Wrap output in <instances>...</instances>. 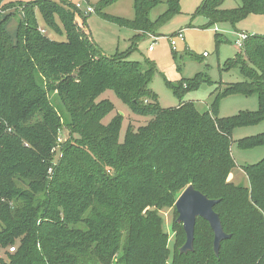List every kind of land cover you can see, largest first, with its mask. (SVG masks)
I'll list each match as a JSON object with an SVG mask.
<instances>
[{"label":"trees","instance_id":"16d2710c","mask_svg":"<svg viewBox=\"0 0 264 264\" xmlns=\"http://www.w3.org/2000/svg\"><path fill=\"white\" fill-rule=\"evenodd\" d=\"M115 1L101 0L98 15L137 34L128 50L105 56L88 31V17L71 2L0 0L1 11L16 9L25 19L16 41L6 29L16 12L0 19V264H264V158L241 167L247 185L230 180L237 167L234 130L264 122V36H249L243 54L227 61L244 81L218 92L210 111L183 100L199 81L187 89L167 82L180 104L162 108L150 87L155 64L130 60L144 39L139 33L155 34L166 19L150 18L161 1L134 0L133 20L103 12ZM224 2L204 0L198 15L209 26L229 23L235 29L251 15L264 16V0H241L234 9H222ZM37 11L48 29L59 32L62 25L67 40L49 38ZM169 11L180 13L176 0ZM108 91L133 114L151 117L137 131L128 127L123 141L122 115L103 123L115 109L110 100L98 101ZM254 95L257 111L219 116L226 97ZM65 131L68 137L59 143ZM237 145L264 147V133ZM57 147L61 156L55 161ZM191 185L220 201L214 209L231 238L222 242L219 257L202 218L194 252L179 253L186 234L177 221L173 254L169 249L160 212L173 208L178 215L176 201Z\"/></svg>","mask_w":264,"mask_h":264},{"label":"rangeland","instance_id":"374dc122","mask_svg":"<svg viewBox=\"0 0 264 264\" xmlns=\"http://www.w3.org/2000/svg\"><path fill=\"white\" fill-rule=\"evenodd\" d=\"M31 2L35 0H6V3ZM60 2V0H54ZM74 5L80 4L83 16L88 17V31L91 32L95 41L99 44L103 55L113 56L117 52H125L132 43V38L137 32L128 28L120 27L104 20L97 13V4L101 0H90V5L82 0H67ZM150 13L152 21L164 15L166 19L157 25L154 34L139 33L144 36L138 42L137 50L131 55V61L143 62L145 59L151 60L157 69L151 82V89L157 94L158 104L162 108H175L180 104L179 98L174 94L173 88L167 85L170 82L174 87L187 89L189 83L199 81L197 89L190 90L182 95L184 101H191L200 112H208L212 109V103L218 92L223 91L228 84L244 81V77L239 73V69H227V61L235 59L243 54V47H237L236 41L239 35L244 33L248 36H264V16L251 15L240 22L236 29L229 23H216L208 25L209 20L198 15L200 5L204 0H176L179 14L170 15V0H160ZM241 0H225L222 9H234L240 7ZM91 7L93 12L87 13V8ZM6 29L13 41H16V28L18 23L25 22L19 10H0V19L7 15ZM103 12L118 16L127 20L135 18L134 0H117L113 4L105 7ZM40 29H44L46 35L56 41H66L67 35L64 27L59 25L60 31L50 30L45 25L41 12H36ZM77 21H81L79 14L75 16ZM218 32H215V29ZM183 31L185 40L177 41L175 49L170 44V36L178 31ZM157 38V39H156ZM156 39V40H155ZM153 46V51L149 47ZM206 53V56H204ZM191 81V82H188ZM110 100L115 109L103 121L109 124L117 115L123 116V124L120 131L121 141L124 140L128 127L135 131L141 126L147 125L151 117L138 116L132 113L131 108L119 100L112 91L103 94L98 101ZM259 109L257 96H229L223 99L219 105V116L230 117L237 115L241 111H257ZM264 133V122L257 125L238 127L232 136V156L237 167L232 173L231 182L235 185H247L248 178L242 170V166L254 165L264 158V147L254 150H242L237 142L243 138L253 137ZM61 134V133H60ZM68 137V133H62L58 142L63 143ZM61 148H56L55 161H58ZM164 220V230L169 236V249L171 254L176 243L174 222L177 221L173 208L160 212ZM179 224V223H178ZM179 248L182 247L178 246Z\"/></svg>","mask_w":264,"mask_h":264},{"label":"water","instance_id":"95a60500","mask_svg":"<svg viewBox=\"0 0 264 264\" xmlns=\"http://www.w3.org/2000/svg\"><path fill=\"white\" fill-rule=\"evenodd\" d=\"M219 202L209 199L192 185L181 193L175 204L177 222L182 224L186 234V242L179 249L181 255L194 252L196 222L198 218H202L209 223L214 233L213 249L219 257L222 242L231 238V235L224 231L220 215L214 209Z\"/></svg>","mask_w":264,"mask_h":264},{"label":"built area","instance_id":"2783aa9c","mask_svg":"<svg viewBox=\"0 0 264 264\" xmlns=\"http://www.w3.org/2000/svg\"><path fill=\"white\" fill-rule=\"evenodd\" d=\"M76 7L81 11L82 7H81L80 4L76 5ZM89 12H93L91 7L87 8V13H89ZM215 32H218L217 28L215 29ZM248 37H249L248 35H246L244 33H241L239 35V39L236 41L237 47H243L244 42L248 39ZM184 40H185V36H184V32L182 30L178 31L175 35L170 36V39H169L170 44L173 46L174 49H175V47L177 45V41H184ZM153 50H154L153 46H150L149 47V51L151 52ZM204 56H206V54H204ZM15 250H16L15 247H11V248H9V253H14ZM4 257H5V254L0 252V261L2 259H4Z\"/></svg>","mask_w":264,"mask_h":264},{"label":"crops","instance_id":"0c3cea01","mask_svg":"<svg viewBox=\"0 0 264 264\" xmlns=\"http://www.w3.org/2000/svg\"><path fill=\"white\" fill-rule=\"evenodd\" d=\"M42 31L44 32V29H42ZM46 33V32H45ZM204 54H206V53H204ZM231 177H232V175H231ZM231 177H230V180H231Z\"/></svg>","mask_w":264,"mask_h":264}]
</instances>
